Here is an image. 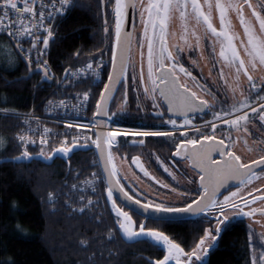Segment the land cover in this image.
Masks as SVG:
<instances>
[{
    "label": "trees",
    "instance_id": "1",
    "mask_svg": "<svg viewBox=\"0 0 264 264\" xmlns=\"http://www.w3.org/2000/svg\"><path fill=\"white\" fill-rule=\"evenodd\" d=\"M74 4L55 24L49 62L61 75L90 60L94 53H104L107 72L101 86L92 89V111L108 74L113 14L111 4L101 0H75ZM0 45V111L28 112L45 98L49 88L37 86L38 74L18 80L27 74L24 63L5 35L0 34ZM88 84L85 81L81 87L88 91ZM80 91L66 87L57 96ZM20 128L18 118L0 114V136L5 143L0 152V264H154L164 257V248L148 239H124L104 181L96 189H80L74 184L91 171L100 174L92 149L56 156L50 162L39 158L16 161L25 151L32 156L41 149L51 150L50 145L21 147L15 138ZM129 214L136 227L143 223L147 229L161 231L184 251L196 247L207 227L201 219L154 221ZM218 235L201 264H252L256 242L250 240L243 224L229 225Z\"/></svg>",
    "mask_w": 264,
    "mask_h": 264
},
{
    "label": "snow or ice",
    "instance_id": "2",
    "mask_svg": "<svg viewBox=\"0 0 264 264\" xmlns=\"http://www.w3.org/2000/svg\"><path fill=\"white\" fill-rule=\"evenodd\" d=\"M102 3L111 4L112 0H101ZM138 0H115L114 14H115V37L116 46H121L122 29L126 17V10L137 7ZM23 4L21 7L20 4ZM143 11H141V22L144 24V36L147 41V78L150 81L151 87H145L144 92L146 96L153 100V107H159L156 102L158 97L156 95L159 91V97L167 103V112L182 115L184 117L183 125H190L192 122L188 117V113L204 112L206 109L212 112L215 120H223V116H231L234 113H241L243 109L250 108L251 112L257 113L258 119L264 122V77H261V82L258 84L252 75L258 69H264V0H260L257 4H253L252 0H204V5L207 6L208 11L203 10V6L200 0H148V4L144 5L143 0H139ZM36 0H0V31H7L10 36H13L17 40V46L19 47V38L23 35L33 36L32 47H36V42L39 37L35 36L32 31L34 28L43 27V21L46 18L43 11L45 5L41 3L40 11L38 13L39 19H37V11L35 8ZM59 8L56 9L58 13L63 14L68 10V7H75L74 0H59ZM55 7V4H53ZM191 7L193 18L196 21V26L203 24L205 26V33H211L216 37V40L210 45L212 51L215 53L216 42H219L221 47L219 50V57L225 61L226 67L235 69V81H239L240 74L247 77L250 85L249 97H246L238 105L232 104L229 106V110H225L221 105L219 111L216 110L215 103H210L209 100L204 99L201 95H198L197 91L189 87V81L183 80L184 77H188L193 83L196 81V77L193 73L181 63V52L184 51L185 46L193 51L195 48L200 47L201 37L196 32L195 27L191 32V37L194 38V44L189 40L188 31V8ZM213 9L219 13V29L213 23ZM245 9L250 10V16L246 15ZM235 12L236 17L239 20V26L243 29V37L241 39L240 33L234 30L232 19L229 16V12ZM147 13V20L144 19V13ZM175 13H179V20L181 21V35L180 39L184 40V45L172 44L170 47L169 37L176 38V33L170 31V22L173 20ZM49 17L52 13L47 14ZM14 17V19H13ZM27 21V22H26ZM105 23L107 20L105 19ZM258 25V28H257ZM149 29H151V35H149ZM48 33V37L52 36L50 29H45ZM108 31L107 27L104 29ZM126 37L131 38L130 33H124ZM222 38V39H221ZM240 40V47L243 48V58L235 41ZM48 38L43 39V45L46 49L48 47ZM158 45V47H157ZM130 45L126 42L120 56L119 68L117 67L116 52L113 51L112 55V73L108 77V83L104 85V92L100 95V101L96 104L95 115L108 116L111 120L112 116L116 115L115 112L109 114L107 109V101L112 97L113 92L116 90V86L126 79L129 57L126 53L129 51ZM143 47V45H141ZM175 49V53L171 50ZM42 55L39 49H37V56ZM142 62L139 73V80L144 83V70H143V52L141 53ZM201 58H203V52L201 51ZM38 65L41 62L37 61ZM193 64H197L198 61L193 60ZM31 60L29 58V65ZM45 78H50L47 71V61L42 62ZM91 68V64L88 65ZM211 75V72L209 73ZM220 78H224L223 68L220 70ZM225 84L228 81L225 80ZM195 87L200 88L204 95L211 94L207 88L202 87L199 84H195ZM231 87V85H229ZM251 89H256V95H251ZM235 91V89H232ZM126 95V93H125ZM243 95V93H241ZM84 99H88V94L84 93ZM213 101L216 100L215 95H212ZM256 101H260L259 107H253L252 104ZM51 103V102H50ZM126 99L121 105V111L126 105ZM64 102L60 101V105L63 106ZM139 106V105H138ZM55 107V106H53ZM157 115H163L158 112ZM173 126V129H177V121L175 119H169L167 121ZM241 122H244L243 124ZM248 112H242L240 115H236L234 119L223 120L224 124L229 126V130H234L238 135L234 140L232 133L229 131L225 135V130L221 129L220 138L217 137L216 128L217 124L213 121H206V125L212 128V132L201 133L199 128H195L197 133H201L195 138H185L179 141L176 145V151L174 155L182 156L186 162L189 163L193 169L199 170L200 188L202 192L199 194V199L187 202L184 207H173L163 203L146 202L141 203L139 199L134 198L128 191L121 185L120 180L117 179V169L113 163V154L110 151L112 145L116 142V137L121 134L119 129L100 131L96 134V139L93 143L99 150L100 159L104 162V172L107 173V198L112 202V208L118 217L116 221L119 228L122 230L123 235L127 240H136L139 242V237L144 235L151 239V241L162 244L167 249V255L161 260H157L155 264H168L170 260H175V264H192L193 257L196 260H200L198 252H205V241L210 237L212 241L218 239V234L222 231L220 225L224 224V221L228 219L225 214L224 208L226 205L231 204V207L236 208L237 215L251 217L257 211L256 208H252L250 211L245 212L239 205L233 203V198L239 197L245 206L259 201L264 205V195L254 197L252 200L244 199L241 194L243 189L247 188L255 180L264 179V155L259 156L258 159H254L251 162H245L242 157L234 150L238 141L241 139L239 135L241 132L251 135L247 127L248 123H251ZM97 124L102 122L97 121ZM68 127L73 125L68 124ZM46 133L48 129L44 130ZM127 135L128 133H124ZM174 131H138L132 133L135 136L141 137H157L166 136L173 137ZM185 134L181 132V136ZM20 140H24L25 137L21 135ZM229 142L226 143L225 140ZM34 142V141H33ZM41 144L47 143V141L41 138ZM264 142V141H261ZM75 143V141H74ZM133 143H136L135 141ZM247 145V139L244 140ZM140 145L144 144V141H139ZM71 149L66 146H61L53 150L52 154L56 152L67 154ZM252 149L249 148V151ZM264 151V149H261ZM217 154L219 159L214 158L213 154ZM41 155H44L41 150ZM29 153L25 151L23 157H28ZM48 159L52 158L50 154ZM133 163L144 171V174L149 175L148 171L143 168L140 163L139 157L133 158ZM255 166V167H254ZM259 169V171H257ZM167 171V169H165ZM171 174V173H170ZM95 177V174H93ZM236 182V191L229 189V195L223 197V202L217 199L221 188H227L230 182ZM87 183H92L88 181ZM168 187L167 185H163ZM117 189L126 202L134 203L140 207L144 212H147L149 208H152L158 213H188L193 214L206 213L210 209L217 208L219 210V216L217 217V227L215 229L216 235H213L212 230H206L205 236L200 239L199 243L190 252H185L184 249L177 243H175L169 236L165 235L161 231L146 229L144 225H140L138 231L134 230V221L129 211H126L123 205L118 206L117 200L113 198V190ZM260 189H255L259 191ZM248 195L251 196L252 192L249 191ZM88 204L91 205L92 201L89 200ZM195 205V207H193ZM80 211L83 213L84 208ZM220 217H223L221 219ZM111 238V232L109 233ZM264 239V234L261 236ZM83 245V242H82ZM181 256L186 257L184 261H181ZM253 264H264V247L261 249L260 255L257 257L255 252L253 253Z\"/></svg>",
    "mask_w": 264,
    "mask_h": 264
},
{
    "label": "flooded vegetation",
    "instance_id": "3",
    "mask_svg": "<svg viewBox=\"0 0 264 264\" xmlns=\"http://www.w3.org/2000/svg\"><path fill=\"white\" fill-rule=\"evenodd\" d=\"M258 2H260V0H252L253 4H257ZM200 3L203 6V10L207 12L208 9L207 6L204 5V0H200ZM143 4L147 5L148 0H143ZM111 7L112 4L109 8L111 9ZM141 11H143V8L138 0L135 9L133 35L129 55V61L131 63L129 62L128 64L127 77L119 86L109 109V114L113 112L116 113V115L112 116L110 120L111 124H113L116 129H119L121 133H128L126 138L120 139L117 149L113 150V152L117 153V156L122 160L123 165V170L120 168L117 170V177L120 180L121 185L125 188V191H128L130 195L139 199L141 202L163 203L168 206L183 207L187 202L196 200L202 192V189L200 188L199 170L193 169V167L186 162L184 157L174 155L177 143L185 138H195L201 133L210 134L212 128L206 125V121H213L217 124L216 133L218 138H220L221 129H224L225 135L231 131L232 138L235 140L238 134L234 130H229V126L224 124L223 120L234 119L236 115H240L242 112H248L250 119H252V122L247 124L251 135L241 132L239 134L241 139L238 141L234 150L242 157V160L245 162H251L254 159H258L259 156L264 155V151H261V149H264V142H261L264 141V122H261L258 119L257 113L251 112L250 108H245L241 113H234L231 116H223V120H215L212 112L206 109L204 112H197L195 115H188L192 123L190 125H183L184 117L177 118L175 116L169 117L167 115V108L164 106L162 98L159 97L158 90L156 93L158 100L156 102L159 104V107L154 108L153 100L146 96L144 92V88L146 86L151 87V84L147 78V41L144 36V24L141 22ZM187 11L189 13L187 21L189 40L194 44V38L191 37L190 34L195 27L196 32L201 37V41L200 47L190 51L185 46L184 51L180 54V62L193 73V76L196 77V81L193 83L188 77H184L183 75L182 79L188 80L189 87H192L193 90L197 91L198 95L209 100L210 103H215L217 111H219L221 105H223L227 111L229 110L230 105L234 103L238 105L246 97H249V82L247 77L243 75V72L240 74L239 81H235V69L224 66L225 61L219 57V50L221 47L219 42H216L215 44V53L212 51L210 45L216 40V37L212 36L211 33L206 34L205 26L203 24L196 26L191 7H189ZM144 19L147 20L146 12L144 13ZM213 23L219 29V13L215 9H213ZM178 27L182 32L179 13H175L173 20L170 22V31ZM149 31L151 32V29H149ZM240 32L243 35V31ZM170 39L171 38L169 37L170 47L172 44L184 45V40L182 39ZM141 45H143V47H141ZM236 45L238 46V50L242 57L247 59V57L242 54L243 48L240 47V42L238 44L236 43ZM171 50L175 53L174 48ZM201 51L203 52V58H201ZM142 52L144 83H141L139 80ZM193 60L198 61V63L193 64ZM221 68H223L224 72L223 79H221L219 75ZM210 72L211 75H209ZM252 75L258 84L261 82V77H264V73L261 75H254L252 73ZM225 80L228 81L227 85L225 84ZM195 84L207 88L211 94L204 95L200 88L195 87ZM229 85H231V87H229ZM230 88H234L235 91L229 90ZM262 91H264V89H262ZM256 92V89H251L252 96H255ZM241 93H243V95H241ZM213 94L216 97L215 101L212 99ZM125 99L127 103L121 111V105ZM259 103L260 101H256L252 106L258 108ZM158 112L163 113V115H157ZM170 118L177 121V129L179 130L173 129V126L167 122ZM241 123L243 124L244 122ZM195 128H199L201 133H197ZM154 130L174 131L175 134L173 137H141L132 135V133L138 131ZM181 132L185 135L181 136ZM245 139L248 141L247 145L244 143ZM141 140L144 141L143 145L139 144V141ZM134 141L136 143H133ZM225 142L228 143L229 141L226 139ZM249 148L252 150L249 151ZM213 155L214 158L219 159L217 154L214 153ZM134 157H139L140 163L143 165V168L148 171L149 175L146 176L144 171H142L137 164L132 162ZM165 169H167V171H165ZM257 171H259V169ZM130 177H134L137 179V182L144 184L140 186L129 179ZM163 185H167L168 187H164ZM142 189H150L151 191H144ZM221 189L227 190L219 194L217 199H222L225 195H228L229 189L231 191H236V184ZM255 189L260 190L255 191ZM249 191L252 192L251 196L248 195ZM241 194L244 199L247 200H252L254 197L264 195V179L255 180L247 188L243 189ZM174 198H181V203H171V200ZM233 199H235L233 203L237 205L241 204L245 212L250 211L252 208L257 209L253 216L249 217L250 220L255 221V218H260L264 215V209L254 207L256 203H260L259 201L249 206H245L239 197ZM117 204L119 206L121 205L118 201ZM226 208L227 207L225 206L224 210ZM216 209L217 208L210 209L208 212L201 213L189 220L201 219L205 221L208 227L216 220ZM246 221L247 220L244 216L239 215L233 221L226 224L222 230L234 223L243 224L246 227L250 240L256 242L252 246V251L256 252L255 250H259L261 252L262 247H264V239L251 233Z\"/></svg>",
    "mask_w": 264,
    "mask_h": 264
},
{
    "label": "built area",
    "instance_id": "4",
    "mask_svg": "<svg viewBox=\"0 0 264 264\" xmlns=\"http://www.w3.org/2000/svg\"><path fill=\"white\" fill-rule=\"evenodd\" d=\"M41 3L45 5L43 11L45 12L46 18L42 22L43 27L32 29L35 36L39 37V40L36 42V47H32L34 37L26 34L19 38V47L28 61L30 58V65L39 66L43 69L42 62L45 60L47 61V71L48 76L50 77V91L48 95L29 112L6 114L21 119L22 128L20 129L16 140L17 143L23 147L45 146L57 141L62 144H66L69 141L94 144L93 133L96 126L89 111L90 93H87V100L84 99L83 94H76L73 97L62 98L51 96L56 93L58 89H61L63 85L60 79L61 77L52 68L49 62L50 42L54 35L56 22L63 16H66L71 7H68V10L61 14L56 11L60 6L59 0H36L35 8L37 11V19H39L38 13L41 10ZM53 4H55V7H53ZM20 6L22 7L23 4L21 3ZM48 13H52V16L49 17L47 15ZM45 29H50L52 31L51 37H48V33ZM0 34L7 35L17 42V40L14 39L13 36H10L6 30L0 31ZM45 38H48L49 40L46 49L43 45V39ZM37 49L42 53L39 57L37 56ZM38 60L41 62V65H38ZM89 64H91V68L88 67ZM103 72L104 64L100 60H96V62H87L70 69L67 73L66 81L73 83L77 80H90L93 85H98L101 82ZM60 101L64 102L63 106L60 105ZM68 124L73 126L68 127ZM45 129H48L49 131L46 133L44 131ZM115 129V126L111 124V121L109 120L106 131ZM21 135L25 137L23 141L19 139ZM121 136L125 137L127 135L124 133L118 135L112 148L118 146L119 138ZM41 138L45 139L47 143L41 144Z\"/></svg>",
    "mask_w": 264,
    "mask_h": 264
},
{
    "label": "water",
    "instance_id": "5",
    "mask_svg": "<svg viewBox=\"0 0 264 264\" xmlns=\"http://www.w3.org/2000/svg\"><path fill=\"white\" fill-rule=\"evenodd\" d=\"M114 3H115V0H114ZM113 19H114V40H113L112 55H113V51H115L116 52V57H117V67L119 68L121 52H122L123 48L125 47L126 42L130 45L129 51L126 53V55L128 57L130 55L131 41H132V35H133V26H134V19H135V10H133L132 8H128L126 10V17H125V21H124V25H123V29H122V35H121V46L119 48H117V46H116L114 8H113ZM124 33H130L131 34L130 40H129L128 37H126L124 35ZM10 41H11V43H12L14 49H15V52L17 53V55L19 56V58L21 59V61L24 63V65H25V67L27 69V74L21 76L18 80H28L34 74H39L40 75V78H39V81L37 83V86H41L44 83H49L50 80L48 78H45L44 70L41 69V68H34V69L31 68L28 65V61L26 60V58L19 51L17 45L12 40H10ZM112 55H111V59H110V65H109L108 75H107V79H106L105 84L108 83V77L112 73ZM66 72H67V69L63 72V79L66 76ZM122 81H121V83H122ZM120 84L116 86V90L113 92L112 97L107 101V109H108V112H109L110 104H111V102H112V100H113V98H114V96H115V94H116V92H117ZM103 92H104V87H103L101 93H103ZM101 93H100V95H101ZM99 101H100V96L98 98L97 103ZM162 102H163L164 106L167 108V103L163 100V98H162ZM95 112H96V106H95ZM195 114H197V112H195V113H188V115H195ZM167 115L169 117H174V116L177 117V118L183 117L182 115H177V114H173V113H169V112L167 113ZM93 119H94V122L96 124V129H95V138H96V134L98 132L105 131V127H106V123H107L108 116H104V115L97 116L94 113ZM97 121H100L102 123L97 124L96 123ZM84 148H90L91 149L92 147L91 146H83V147L74 149L71 152H69L66 156H68L69 154H71L74 151H77V150H80V149H84ZM93 149L95 151L96 159H97V162H98V165H99V168H100L102 177H103L104 182H105L106 187H107V173L104 172V162L100 159L99 150L96 148V145L93 146ZM56 156H58V155H56ZM56 156H54V157H56ZM66 156H62V157H66ZM32 158L42 159V158H40V157H38L36 155H32L31 157H27V158H16L15 160L16 161L17 160H30ZM52 159H50V160L42 159V160L47 161V162H50V161H52ZM116 178L118 179V177H116ZM234 184H236L235 181L230 182L229 183V186H233ZM226 190L227 189H221L219 194L223 193ZM113 198L116 199L121 205H123L127 210L131 211L132 213H134V214H136V215H138V216H140V217H142L144 219H149V220H154V221H181V220L191 219V218H193V217L201 214V213H199V214H193L191 212H188V213H158V212H155L152 208H149V210L147 212H144L142 209H140V207L138 205H136L134 203L126 202L124 200V198L121 196L120 192L117 189H114L113 190ZM197 199H199V197ZM109 202H110V206L112 208V202L110 200H109ZM141 203H144V202H141ZM193 207H195V205H193ZM114 214L116 215L115 211H114ZM121 234H122V232H121ZM124 239L127 240L125 237H124Z\"/></svg>",
    "mask_w": 264,
    "mask_h": 264
},
{
    "label": "rangeland",
    "instance_id": "6",
    "mask_svg": "<svg viewBox=\"0 0 264 264\" xmlns=\"http://www.w3.org/2000/svg\"><path fill=\"white\" fill-rule=\"evenodd\" d=\"M113 8H114V3H113ZM245 12H246V15L247 16H250V10H245ZM229 16H230V18L232 19V23H233V25H234V30L236 31V32H238V33H240V36H241V39H243V35H242V33L240 32V31H243V29L239 26V20L237 19V17H236V13L235 12H232V11H230L229 12ZM112 27H114L113 26V20H112ZM257 28H258V25H257ZM172 31H174L175 33H176V39L177 40H180V35H181V30H180V28L178 27V28H174ZM149 35H151V32L149 31ZM170 40H173V38L170 36ZM237 44L240 42V40L238 39V40H236L235 41ZM2 50H3V48L1 47V45H0V55H1V52H2ZM112 50H113V44H112V48H111V54H112ZM104 53H102V52H100V53H94L93 55H92V57H91V59L90 60H87V61H85V62H82V63H80V64H77V65H81V64H84V63H86V62H90V61H93V62H96V60H100L101 62H105V59H104V57L102 56ZM242 54H244L243 52H242ZM134 58H135V56H134ZM131 63V62H130ZM135 65V64H134ZM76 66V65H75ZM131 66V65H130ZM137 68V67H136ZM264 73V69H258L256 72H253V74L254 75H261V74H263ZM126 77H127V74H126ZM125 80V79H124ZM75 88V87H74ZM77 88V87H76ZM79 88H81V91L80 92H76V93H84L86 90L83 88V87H78V89ZM232 89H234V88H230L229 90H232ZM233 91V90H232ZM92 95H93V90H92ZM92 95H90V97H89V99H90V101L92 100ZM21 122V121H20ZM20 131V130H19ZM19 131H18V133H19ZM18 133L16 134V136H15V138L17 139V137H18ZM4 137H2V136H0V152H1V150L3 149V147H4ZM55 145H58V144H56V143H54L53 144V146L51 147V150L50 149H41V150H43V152H44V155L42 156L41 155V151L38 153V154H36V156H38V157H40V158H42V159H45V160H50V159H48L47 157L51 154L52 155V158L54 157V156H56V155H58V156H66L69 152H71L72 150H74V149H77V148H80V147H83V146H87V144H80V143H70L69 145H67L66 147H69L71 150L67 153V154H62V153H59V152H56L55 154H52L53 153V150L54 149H57V148H59V147H61V146H64L65 144H62L61 143V145H58V146H55ZM111 152H112V154H113V163L115 164V166H116V169L117 170H119V168L121 169V170H123V165H122V160L119 158V156H117V153H115V152H113V150H110ZM28 157H31V155H29ZM19 158H27V157H19ZM51 158V159H52ZM118 167V168H117ZM93 174H95V177H94V175ZM129 179H131L133 182H135V183H137L138 185H140V186H142L143 184L142 183H139V182H137V179L136 178H134V177H130ZM135 179H136V181H135ZM88 181H92V183H87ZM101 183V181H100V175H99V173L98 172H96V171H91L86 177H84L83 179H81L80 181H78V182H74V184H76V186H78V187H85V189H90V187H91V189L93 188V187H96V184H100ZM142 190H144V191H151L150 189H148V190H146V189H142ZM229 195V194H228ZM177 199H178V201H177ZM180 200L182 201V199L181 198H174V199H172L171 200V203H181L180 202ZM218 200L220 201V202H223V198L222 199H219L218 198ZM234 200L235 199H233V201L232 202H234ZM180 207V206H179ZM226 209L224 210L225 211V214L228 216V219L227 220H225L224 221V224H222V225H220V227L221 228H223L226 224H228L229 222H231V221H233L237 216H239V215H237L236 213H237V209L236 208H233V207H231V204H229V205H226ZM239 207L240 208H243V206L241 205V204H239ZM254 207H258V208H260V209H264V205H262L261 203H256L255 205H254ZM220 214H219V210L218 209H216V214H215V216H216V220L211 224V225H209L208 227H207V229L206 230H212V232H213V235H216V233H215V229H216V227H217V217L219 216ZM242 216V215H241ZM245 218H246V222H247V224H248V226H249V230H250V232L251 233H254L256 236H259V237H261L262 236V234H264V215L263 216H261L260 218H255V221H252V220H250V218L249 217H246V216H244ZM221 219H223V217H220ZM117 220H118V217H117ZM140 225H143V223H141ZM139 225V226H140ZM119 226V225H118ZM120 229V228H119ZM138 229H139V227H136L135 226V224H134V230H137L138 231ZM147 229V228H146ZM120 231L122 232V230L120 229ZM158 231V230H157ZM122 234H123V232H122ZM124 236V235H123ZM204 236H205V234H204ZM203 236V237H204ZM125 237V236H124ZM126 238V237H125ZM140 238H144V239H148V240H150L151 241V239L150 238H148V237H146V236H144V235H141L140 237H139V239ZM127 239V238H126ZM153 242V241H152ZM215 242H216V240L215 241H212L211 240V238L209 237L206 241H205V247L207 248V251H206V253L210 250V248H212L213 246H214V244H215ZM155 243V242H154ZM157 244V243H156ZM159 245H161L163 248H164V250H165V254H164V256L165 255H167V249L162 245V244H159ZM256 252H255V254H256V256L258 257L259 255H260V251L259 250H255ZM186 252V251H185ZM252 253H251V256H252V264H253V253H254V251H251ZM206 253L205 252H198V255H200V260H196L195 259V257H193V260H192V264H200V263H202L204 260H205V257H206ZM161 259H163V257L161 258ZM161 259H159V260H161ZM186 259V257H184V256H181V261H184ZM156 262V261H155ZM155 262H154V264H155ZM168 264H175V260H170L169 262H168Z\"/></svg>",
    "mask_w": 264,
    "mask_h": 264
}]
</instances>
